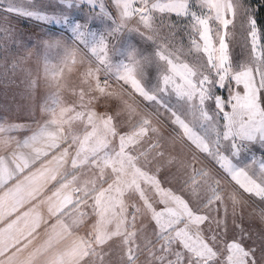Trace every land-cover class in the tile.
<instances>
[{"label": "rangeland", "instance_id": "1", "mask_svg": "<svg viewBox=\"0 0 264 264\" xmlns=\"http://www.w3.org/2000/svg\"><path fill=\"white\" fill-rule=\"evenodd\" d=\"M240 3L190 0L188 16L156 12L145 23L138 13L126 16L121 0H0V129L11 126L4 130L13 139L48 121L69 136L82 197L85 255L76 264H264V199L255 191L264 185V117L229 124L215 102L264 94V0H242L258 25L255 44ZM130 69L148 90L174 76L183 95L169 84L163 106L149 103L123 79ZM221 158L253 183L238 184ZM152 178L206 220L179 236L161 232L152 220L161 207Z\"/></svg>", "mask_w": 264, "mask_h": 264}, {"label": "snow or ice", "instance_id": "2", "mask_svg": "<svg viewBox=\"0 0 264 264\" xmlns=\"http://www.w3.org/2000/svg\"><path fill=\"white\" fill-rule=\"evenodd\" d=\"M123 7L127 10V15H133L138 13L139 18L143 19L145 23L152 21L154 13L169 14L179 17H186L189 15L190 0H167V3L162 4L160 0H121ZM203 5H207V0H201ZM137 5H140L137 7ZM246 15L252 16V10L247 5L241 3L236 5ZM195 17V13H191ZM219 15V12L217 13ZM198 20L200 18H197ZM168 27L175 29L177 25L169 22ZM194 29L202 27L201 24H192ZM251 39L253 44L256 43L259 32L258 25L255 22V17L251 19ZM103 46V43H102ZM220 60H224V53ZM226 66V65H225ZM174 71L179 72L180 76L187 81L189 73L183 68H174ZM132 70L125 73L123 79L128 81L130 86L137 92L138 95L143 97L149 103H160L162 106L163 93L167 92V86L173 84V90L177 97L180 98L183 95L182 85L175 83L174 76L165 75L162 77V83L164 85L161 88L159 85L154 90L146 89L138 80L134 79L131 75ZM221 82L216 85L218 88H223L224 78L220 77ZM215 102L217 105V114L219 117L229 124L240 123L243 121L244 116H255L259 114L264 117V94L260 95H247L244 97L236 96L229 97V101L225 102L222 95L216 96ZM232 105V112L228 113L225 108L228 104ZM175 115V113H173ZM180 127L184 128L191 138L197 143L201 144L200 139L191 133L187 125L183 121L177 119L176 121ZM105 125L107 121L103 122ZM143 121L139 129L140 134L144 132ZM124 138L121 137V149L124 148ZM206 148L205 154H209L211 149L206 145H201ZM97 147H102V143ZM96 149L94 148L93 151ZM39 155V153H38ZM222 163L219 165L222 169H225L228 174L232 175L236 182L240 185L252 184L253 179L243 172H235L231 162L227 159L221 158ZM17 163L15 169L9 167L6 161L0 160V224L8 221L4 227L0 228V255H2L6 248L10 247L18 236L27 234L31 235L33 232L38 231L42 224L44 217L41 213V204H47L50 214H54L58 207H60L61 194L57 192L54 194L56 202H53V197H48L44 201H40L39 197L44 190V186L47 180L52 176L54 169L41 170L39 173L31 175H25L26 169L30 166V161L24 159L23 154L20 153L17 157ZM255 164V162H253ZM262 174H264V164L259 166ZM22 177V179H18ZM153 179V187L158 199V203L161 205L159 209L152 208V220L157 225L161 232L177 230V235H181V232H187L189 225L199 224L202 220H206V217L197 215L189 207V204L182 197L174 193L171 189H167L156 178ZM254 186V185H253ZM255 191L264 199V185L259 188H255ZM38 201V203H33ZM31 205V206H29ZM66 231V226L61 222L57 225H53L51 230L46 234V238L32 253H30L18 264H37V261L43 258V264H74L77 257L80 244L74 245L72 248L52 252L51 255H47L52 249L54 242L58 237ZM31 243V241H29ZM0 264H17V261L13 257H8L6 260H0Z\"/></svg>", "mask_w": 264, "mask_h": 264}, {"label": "crops", "instance_id": "3", "mask_svg": "<svg viewBox=\"0 0 264 264\" xmlns=\"http://www.w3.org/2000/svg\"><path fill=\"white\" fill-rule=\"evenodd\" d=\"M37 124L34 130L31 126L30 130L24 131L22 136L13 139L9 138L11 131L8 133L4 130L11 126L4 125L0 129V160L6 161L9 167L15 169L18 162L17 157L22 153L24 159L31 162L25 175L39 173L41 170L54 169L55 171L47 180L39 200L44 201L48 197H53L55 203L56 197L54 194L57 192L61 194L60 207L57 208L54 214L49 213L47 204H41L40 208L44 220L38 231L33 232L31 235L18 236L11 246L6 248L4 253L0 255V260L13 257L17 264L38 248L53 225L62 222L66 226V231L54 242L51 251L47 255H51L52 252L70 249L75 243L80 244L79 241L82 238L81 228L78 224L82 204L80 202V199H82L81 190L78 180L75 179L74 169L70 164L76 154L68 152L66 150L68 147L65 146L66 142L70 143L69 136L62 125L56 122L41 121ZM63 172H72V177L62 178L61 173L63 174ZM18 179H22V177L18 176ZM33 203H38V201H33ZM6 223L8 221L0 224V228L4 227ZM81 253L78 251L74 264L82 261V256L85 254ZM88 256H90L89 251ZM37 264H43V258L38 260Z\"/></svg>", "mask_w": 264, "mask_h": 264}, {"label": "trees", "instance_id": "4", "mask_svg": "<svg viewBox=\"0 0 264 264\" xmlns=\"http://www.w3.org/2000/svg\"><path fill=\"white\" fill-rule=\"evenodd\" d=\"M258 17H260L261 19V21H260V23H264V4L262 5V6H260L259 7V15H258Z\"/></svg>", "mask_w": 264, "mask_h": 264}, {"label": "built area", "instance_id": "5", "mask_svg": "<svg viewBox=\"0 0 264 264\" xmlns=\"http://www.w3.org/2000/svg\"><path fill=\"white\" fill-rule=\"evenodd\" d=\"M105 81H106V79H100V80L98 81V86H101V84H104Z\"/></svg>", "mask_w": 264, "mask_h": 264}]
</instances>
